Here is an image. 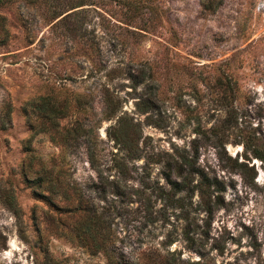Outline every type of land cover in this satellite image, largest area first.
Segmentation results:
<instances>
[{"label": "rangeland", "instance_id": "1", "mask_svg": "<svg viewBox=\"0 0 264 264\" xmlns=\"http://www.w3.org/2000/svg\"><path fill=\"white\" fill-rule=\"evenodd\" d=\"M107 224L264 264V0H0V264H107Z\"/></svg>", "mask_w": 264, "mask_h": 264}, {"label": "trees", "instance_id": "2", "mask_svg": "<svg viewBox=\"0 0 264 264\" xmlns=\"http://www.w3.org/2000/svg\"><path fill=\"white\" fill-rule=\"evenodd\" d=\"M82 131L83 132H88V129H85L82 127ZM80 132V131H79ZM95 141V140H94ZM90 154V161L93 165L98 166V161H97V157H96V153L94 152V150L90 149L89 151ZM121 163V165L125 166L126 163L125 161H119ZM40 179H42V177H40ZM39 179V180H40ZM9 204L14 207L13 201L9 200L8 201ZM102 226H97L98 230L95 233H99V229ZM110 226L109 224L106 225L105 228V233H102V240H97L96 239V235L94 233L92 238H95L96 242V246L94 248H92L93 251H97V250H103L106 257H107V264H134V262L125 254V252L121 249H119L112 241H111V230H109ZM95 244V243H94ZM164 260V258H163ZM161 261L158 260V262ZM148 264V263H147ZM151 264V263H150ZM164 264H168L167 261H164Z\"/></svg>", "mask_w": 264, "mask_h": 264}]
</instances>
